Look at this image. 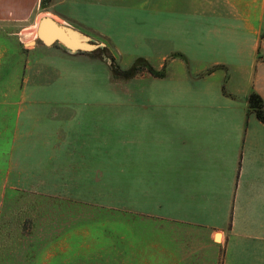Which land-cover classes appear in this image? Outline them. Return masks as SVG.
<instances>
[{
  "label": "rangeland",
  "instance_id": "374dc122",
  "mask_svg": "<svg viewBox=\"0 0 264 264\" xmlns=\"http://www.w3.org/2000/svg\"><path fill=\"white\" fill-rule=\"evenodd\" d=\"M232 7L224 0H0V264H79L73 257L80 255L102 258L90 264H181L178 226L145 184V163L157 156L145 126L191 123L192 109L207 107L225 86L244 104L255 88L242 73L252 52ZM44 17L104 47L47 48L37 36ZM140 60L164 77L134 71ZM48 142L61 148H44ZM51 148L63 171L36 179L46 175Z\"/></svg>",
  "mask_w": 264,
  "mask_h": 264
},
{
  "label": "crops",
  "instance_id": "0c3cea01",
  "mask_svg": "<svg viewBox=\"0 0 264 264\" xmlns=\"http://www.w3.org/2000/svg\"><path fill=\"white\" fill-rule=\"evenodd\" d=\"M224 2L233 5L240 33L246 39L248 36L250 69L242 73L255 85L254 90L245 92L241 106L236 103L239 95L225 86L228 91L214 95L207 107L192 109L191 123L162 129L145 126L147 139L153 137L150 150L155 145L152 151H157V156L145 163L151 165L145 184L152 196L160 195L159 209L178 226L176 251L181 264H264V123L249 113L253 92L264 101V0ZM227 80L228 75L223 83ZM23 114L17 115L18 125ZM61 134L57 132L59 139ZM60 143H44V148L60 149ZM54 148L44 151L49 167L44 176L34 173L36 179L63 171L55 162ZM73 258L80 260L79 264L102 259L86 255ZM128 260H134L130 251ZM135 260L147 263L143 258Z\"/></svg>",
  "mask_w": 264,
  "mask_h": 264
},
{
  "label": "water",
  "instance_id": "95a60500",
  "mask_svg": "<svg viewBox=\"0 0 264 264\" xmlns=\"http://www.w3.org/2000/svg\"><path fill=\"white\" fill-rule=\"evenodd\" d=\"M37 34L38 41L43 45L59 44L70 54L90 53L104 47L103 44H94L93 40L82 31L51 17H44L39 21Z\"/></svg>",
  "mask_w": 264,
  "mask_h": 264
},
{
  "label": "trees",
  "instance_id": "16d2710c",
  "mask_svg": "<svg viewBox=\"0 0 264 264\" xmlns=\"http://www.w3.org/2000/svg\"><path fill=\"white\" fill-rule=\"evenodd\" d=\"M52 0H44V5L49 4ZM137 69H147L152 75L157 77H164L163 73L156 72L150 64H148L145 60H140L138 64L133 67V70ZM131 74V71L129 72ZM249 113L255 114L256 117L264 123V101L262 97L253 92L249 97Z\"/></svg>",
  "mask_w": 264,
  "mask_h": 264
},
{
  "label": "bare ground",
  "instance_id": "6f19581e",
  "mask_svg": "<svg viewBox=\"0 0 264 264\" xmlns=\"http://www.w3.org/2000/svg\"><path fill=\"white\" fill-rule=\"evenodd\" d=\"M37 36H38V34H37Z\"/></svg>",
  "mask_w": 264,
  "mask_h": 264
}]
</instances>
